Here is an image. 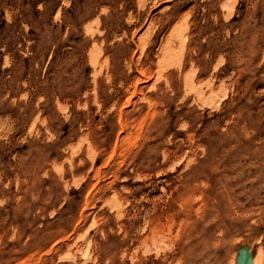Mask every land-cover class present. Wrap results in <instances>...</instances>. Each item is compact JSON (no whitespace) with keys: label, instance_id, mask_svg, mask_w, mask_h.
<instances>
[{"label":"rangeland","instance_id":"obj_1","mask_svg":"<svg viewBox=\"0 0 264 264\" xmlns=\"http://www.w3.org/2000/svg\"><path fill=\"white\" fill-rule=\"evenodd\" d=\"M0 264H264V0H0Z\"/></svg>","mask_w":264,"mask_h":264},{"label":"water","instance_id":"obj_2","mask_svg":"<svg viewBox=\"0 0 264 264\" xmlns=\"http://www.w3.org/2000/svg\"><path fill=\"white\" fill-rule=\"evenodd\" d=\"M241 261L244 263H248V256L244 254V252H242L241 254Z\"/></svg>","mask_w":264,"mask_h":264}]
</instances>
